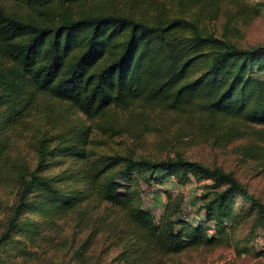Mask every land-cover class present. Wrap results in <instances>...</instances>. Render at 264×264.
<instances>
[{
	"label": "trees",
	"instance_id": "16d2710c",
	"mask_svg": "<svg viewBox=\"0 0 264 264\" xmlns=\"http://www.w3.org/2000/svg\"><path fill=\"white\" fill-rule=\"evenodd\" d=\"M5 1L32 12L6 9ZM227 1L235 6L230 19L264 12V0H0V186L17 187L4 235L58 232L68 219L74 240L84 234L73 253L79 264L98 236L106 253L117 249L105 264L249 249L251 238L240 245L236 232L249 215L264 226V204L231 171L179 154L100 151L85 124L109 129L121 113L173 114L217 146L250 138L240 152L264 165V45L239 47L202 21ZM62 114L74 119L67 127L57 121ZM23 138L33 165L19 148ZM191 178L210 181L197 197L199 221L192 213L183 219V196L167 195L158 216L143 206L140 185ZM23 211L39 220H19Z\"/></svg>",
	"mask_w": 264,
	"mask_h": 264
},
{
	"label": "rangeland",
	"instance_id": "374dc122",
	"mask_svg": "<svg viewBox=\"0 0 264 264\" xmlns=\"http://www.w3.org/2000/svg\"><path fill=\"white\" fill-rule=\"evenodd\" d=\"M252 2L255 0H251ZM9 10L25 14L32 12L25 3L5 1L1 3ZM235 6L230 2H223L219 14L214 18L203 19V24L209 31L226 39L239 47L264 45V12L245 19H230ZM61 105H56L58 108ZM55 108V106H54ZM61 109V107H59ZM61 111V110H60ZM69 117H74L72 112L65 111ZM66 115V114H65ZM65 117V116H64ZM63 114L56 116L58 122L64 127L69 126V117L65 120ZM75 118V117H74ZM74 120V119H73ZM72 120V122H73ZM91 134L90 145L104 152H127L143 154L151 158H164L179 154L185 158L198 160L208 166H219L226 171H231L237 180L264 204V165L260 161L247 158L240 152V146L246 145L251 139L241 138L225 146H217L203 141L196 128H188L185 119H180L173 114L147 113L139 116L135 113H121L114 120V126L109 129L98 127L90 120ZM29 133V132H28ZM25 138L18 142L20 150L27 157L30 165L35 162L34 152L26 144ZM68 163V162H67ZM62 166L52 168L57 172ZM207 179L200 182L191 178L185 183L173 184V180H162L150 185H140L143 197V206L150 208L158 216L167 201L171 198L185 196L190 199L187 204L193 219L200 220L198 195L203 191ZM175 189L174 194L171 189ZM17 187L14 183L0 186V264H79L73 257L79 238H72L71 222L68 219L59 222L58 232L41 231L39 235L29 238L21 231H9L4 235L6 222L12 214V207L16 201ZM175 196V197H174ZM238 205L241 204L238 197ZM247 205V202L242 205ZM26 218L39 220L34 213L22 212L19 220ZM211 225V224H207ZM214 228L208 226V233H213ZM241 238L240 245L246 238H251L249 249L237 253L233 245L220 246L214 249H188L175 254L170 258V264H264V226L255 224L252 215L245 217L236 232ZM106 242L97 237V241L87 252V262L83 264H105L116 253L117 249L111 247L105 252Z\"/></svg>",
	"mask_w": 264,
	"mask_h": 264
},
{
	"label": "built area",
	"instance_id": "2783aa9c",
	"mask_svg": "<svg viewBox=\"0 0 264 264\" xmlns=\"http://www.w3.org/2000/svg\"><path fill=\"white\" fill-rule=\"evenodd\" d=\"M174 191H176L175 186L174 189H171V192L174 194ZM183 207H182V217L185 220H189L190 219V211H189V205L187 204V199L184 196L183 197Z\"/></svg>",
	"mask_w": 264,
	"mask_h": 264
}]
</instances>
